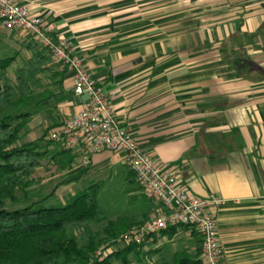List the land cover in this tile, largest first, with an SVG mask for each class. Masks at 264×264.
Segmentation results:
<instances>
[{
    "label": "crops",
    "instance_id": "1",
    "mask_svg": "<svg viewBox=\"0 0 264 264\" xmlns=\"http://www.w3.org/2000/svg\"><path fill=\"white\" fill-rule=\"evenodd\" d=\"M14 1L45 15L52 33L75 46L142 149L197 196L223 199L213 208L222 263L264 264V79L251 64L263 67L264 51L260 37L249 36L264 21V0ZM6 39L18 47L17 69L31 56L28 36L12 30ZM63 89L56 102L45 100L60 122L82 108L68 68ZM73 154L68 180L77 179L68 189L129 168L120 152L92 154L87 165L81 150ZM192 232L159 234L154 248L162 254L176 245L163 257L193 250Z\"/></svg>",
    "mask_w": 264,
    "mask_h": 264
},
{
    "label": "trees",
    "instance_id": "2",
    "mask_svg": "<svg viewBox=\"0 0 264 264\" xmlns=\"http://www.w3.org/2000/svg\"><path fill=\"white\" fill-rule=\"evenodd\" d=\"M249 36H259L263 44L258 46L264 51V21ZM27 48L31 56L17 68L14 78L10 76L9 68L15 57L0 60V264H114L118 257L123 264H129L128 254L139 257L143 247L154 244L159 234L172 238L179 228H189L184 224L171 226L159 234H152V239L142 244L131 243L122 250L99 256V248L115 244L124 219L106 220L98 203V183L91 184L62 206L47 205L58 184L26 207L6 209V202L17 201V192L25 194L35 175L45 170L41 160L47 155L39 139L20 143L28 113L13 115L7 112V108L15 105L25 108L33 99L35 88L40 85V75L50 79L57 88V91L47 89L45 100L54 103L64 94L63 80L67 67L60 70L50 67L48 52L33 39L27 43ZM251 64L253 69H257L258 78L264 79V66ZM62 148L52 157L61 169L70 167L76 157L73 149ZM147 218L148 215L144 220ZM137 222L141 221L137 219ZM192 233L197 240L195 249L176 251L157 264H203L201 238L195 230Z\"/></svg>",
    "mask_w": 264,
    "mask_h": 264
},
{
    "label": "built area",
    "instance_id": "3",
    "mask_svg": "<svg viewBox=\"0 0 264 264\" xmlns=\"http://www.w3.org/2000/svg\"><path fill=\"white\" fill-rule=\"evenodd\" d=\"M0 29L18 30L46 49L51 61L72 72L73 92L82 99V108L71 114L54 132V139L66 149L81 150L84 162L104 150L120 152L133 171L145 196L161 204V210L122 235L128 242L142 244L152 234L184 224L195 230L202 241L203 264H223L213 208L223 199L214 194L199 197L190 191L179 175L163 166L141 148L133 134L124 128L107 94L89 73L75 46L49 28L46 16L31 11L14 0H0Z\"/></svg>",
    "mask_w": 264,
    "mask_h": 264
},
{
    "label": "rangeland",
    "instance_id": "4",
    "mask_svg": "<svg viewBox=\"0 0 264 264\" xmlns=\"http://www.w3.org/2000/svg\"><path fill=\"white\" fill-rule=\"evenodd\" d=\"M11 32L12 30L9 29H0V60L14 56L15 51L18 49L16 45L6 39ZM26 41L28 43L30 38L28 37ZM261 44H263L262 41ZM26 59L27 57H22L23 62ZM55 66L56 65H51L50 67L55 69ZM9 74L13 78L17 75V69L14 63L9 68ZM38 78L40 85L35 88L34 97L27 103V106L25 108H20L16 105L10 106L7 108V112L13 115L22 112L28 113L27 124L22 131L20 143H26L37 139L40 140L42 149L47 151V155L41 160L45 170H41L35 175L27 187L25 194L18 191L17 201H7L5 207L9 210L26 207L33 201L47 195L58 184L59 187L55 195L47 202V205L62 206L91 184L98 183L100 185L98 203L104 211L106 220L118 221L121 218L124 219V226L118 231L119 234L115 239V244L105 249H103V247L99 248L98 255L104 256L122 250L127 245L131 244V242H128L122 237L128 228L136 224L144 223L153 216L148 215V218L144 220V218L137 217L138 214L148 212L153 207H156V210H160L161 204L145 196L138 183L134 180L133 175L130 173L131 169L123 165L117 166V168L110 173V176L96 175L87 177L74 185L71 189L64 187L65 184H60L69 181L68 179L76 174V171L73 170L75 160L70 167L66 166L61 169L57 165V161L52 158L63 150L61 144L54 139L53 132L68 118L60 122V117L57 115L56 108L45 101L46 90L57 91L55 85L52 84V81L46 76L40 75ZM44 101L47 103H44ZM83 165L86 166L87 164L85 165L84 163ZM137 219L141 222L136 223ZM172 243L173 242H169L165 245V252L162 254H160V252L158 253L159 250L154 248V244H146L139 257H136L133 253L128 254L127 259L129 264L160 263L164 253H170L171 247H176V245H172ZM114 264H123L121 257L116 258Z\"/></svg>",
    "mask_w": 264,
    "mask_h": 264
}]
</instances>
